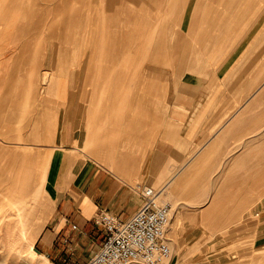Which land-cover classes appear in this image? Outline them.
Returning <instances> with one entry per match:
<instances>
[{
    "label": "crops",
    "instance_id": "obj_1",
    "mask_svg": "<svg viewBox=\"0 0 264 264\" xmlns=\"http://www.w3.org/2000/svg\"><path fill=\"white\" fill-rule=\"evenodd\" d=\"M138 185L179 264H264V0H0V196L37 254L86 264Z\"/></svg>",
    "mask_w": 264,
    "mask_h": 264
},
{
    "label": "built area",
    "instance_id": "obj_2",
    "mask_svg": "<svg viewBox=\"0 0 264 264\" xmlns=\"http://www.w3.org/2000/svg\"><path fill=\"white\" fill-rule=\"evenodd\" d=\"M136 190L143 203L130 219L123 221L104 209L97 213L105 238L86 264H172L174 252L167 238L172 207L160 202V190L146 185Z\"/></svg>",
    "mask_w": 264,
    "mask_h": 264
},
{
    "label": "rangeland",
    "instance_id": "obj_3",
    "mask_svg": "<svg viewBox=\"0 0 264 264\" xmlns=\"http://www.w3.org/2000/svg\"><path fill=\"white\" fill-rule=\"evenodd\" d=\"M44 80L47 81L48 77H45ZM1 188L3 191L2 196H0V264H27L25 258L31 255L32 252L26 247L25 240L21 236L22 234L19 231L15 234L9 232L12 225L8 221L17 213V210L13 207L14 205L10 204L12 192L10 189H7L9 187ZM35 198L37 199V196ZM28 203L29 205H33L35 202L28 201ZM173 252L172 264H179L178 253ZM32 256L34 257L32 264H47L37 253H32Z\"/></svg>",
    "mask_w": 264,
    "mask_h": 264
},
{
    "label": "bare ground",
    "instance_id": "obj_4",
    "mask_svg": "<svg viewBox=\"0 0 264 264\" xmlns=\"http://www.w3.org/2000/svg\"><path fill=\"white\" fill-rule=\"evenodd\" d=\"M23 178V177H22ZM25 179V178H24ZM26 180V179H25ZM30 180V179H28ZM29 182V181H27ZM26 184V183H25ZM21 185V184H20ZM28 185V184H27ZM26 185V186H27ZM30 185V184H29ZM28 185V186H29ZM33 184H31L30 186H32ZM19 186V185H18ZM27 186V187H28ZM15 187V186H13ZM26 187V188H27ZM16 188V187H15ZM21 189V188H20ZM26 190V189H24ZM30 190V189H29ZM22 191V190H21ZM23 193V192H22ZM25 193V192H24ZM23 193V194H24ZM25 195V194H24ZM30 195V194H29ZM10 204L16 205L18 208V213L15 214L11 220L8 221V223H10L12 226L9 229V232L11 234H15L17 231H19L22 235V237L25 240V245L27 248H29V250L34 254L37 253L36 250L33 247V240H34V235L32 234V227L27 225V220L29 219V215L30 212L27 209L26 206V201L24 200V197H17L15 196L12 201L10 202ZM36 229V228H35ZM31 255H28L27 258H25V262L27 264H32L34 257ZM45 263L50 264L49 262H47V260H44ZM132 264H141V263H132Z\"/></svg>",
    "mask_w": 264,
    "mask_h": 264
}]
</instances>
